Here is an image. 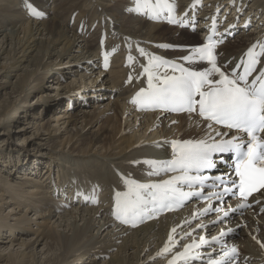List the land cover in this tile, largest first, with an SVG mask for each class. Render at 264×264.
Listing matches in <instances>:
<instances>
[{"label":"bare ground","instance_id":"6f19581e","mask_svg":"<svg viewBox=\"0 0 264 264\" xmlns=\"http://www.w3.org/2000/svg\"><path fill=\"white\" fill-rule=\"evenodd\" d=\"M13 1L0 0V138L7 141L12 134L23 137L13 145L8 141L7 146L0 144V235L8 233L0 240V264H166L172 253L165 255V249L186 233L191 231L192 238H198L223 230L227 232L225 242H233L242 254L240 259L245 258L234 264H264V213H257L258 206L246 209L244 214L233 212L224 218L212 214L191 220L192 213L200 208L193 200L191 206L178 212L130 229L106 217L98 207L76 205L65 209L62 204L61 188L71 176L118 186L121 174L145 177L143 166L138 163L140 158L170 157L169 146L174 140L210 142L225 138L217 136V132L229 131L212 123L209 127L210 122L191 113L138 112L126 105L118 92L109 99L114 86L129 71L119 64L108 73L99 71L94 60L95 37H86L68 27L70 12L83 6L78 18L87 13L104 21L112 34L130 46L160 50L159 43L185 45L182 51L161 50L170 57L189 54L187 45L201 44L197 34L178 25L146 20L128 8V0H33L48 13L42 20L29 18ZM246 1L235 0L233 8ZM250 1L249 9L262 0ZM175 2L181 7L196 3ZM251 28L260 33L264 26L257 29L253 24ZM252 31L244 34L239 30L233 40L221 45L224 60L244 48ZM174 33H179L178 37ZM18 53L20 58L15 59ZM70 63L75 69L66 72ZM197 64L211 69L206 62ZM78 67L84 70L78 79L60 81ZM50 83H56L53 90H45ZM63 100L68 108L55 111ZM35 107L56 113L41 118ZM20 119L22 125L17 126ZM110 119L115 120L111 125L104 123ZM6 121L8 128H4ZM104 126L106 132L101 130ZM19 144L30 148L22 149ZM35 149L40 153H34ZM231 156L214 153L215 159L224 162ZM222 174H226V168L218 167L212 175ZM257 197L264 199V190ZM235 204L237 201H231L224 210ZM23 209L24 214L16 216ZM33 232L35 237H30ZM39 245L41 249L36 251ZM114 248L116 251L110 252ZM221 249L217 242L213 250L204 249L203 256L191 264H206L207 258L219 257ZM85 256H91L87 262ZM104 256L108 258L101 260Z\"/></svg>","mask_w":264,"mask_h":264},{"label":"snow or ice","instance_id":"6c2138e0","mask_svg":"<svg viewBox=\"0 0 264 264\" xmlns=\"http://www.w3.org/2000/svg\"><path fill=\"white\" fill-rule=\"evenodd\" d=\"M162 0H156V6L160 7ZM148 0H145V6ZM139 6V4H138ZM165 6L169 7L167 4ZM26 7L33 15L39 16L42 13L37 12L31 3L26 2ZM171 10V9H170ZM175 22V21H172ZM211 40V37H208ZM194 55H198L200 60L207 59L211 64V69L203 72L189 71L181 68L180 76H165L158 85L152 83V76L148 77V89H140L132 99V103L140 107H170L175 111L195 112L196 106L199 108V115L203 119L222 125L223 127L238 133H245L247 141L245 142L240 135L226 138L229 133L217 132L216 135L221 138L212 143L204 140L192 141H173L172 147L174 156L170 161L162 162L165 168L172 170L180 169L185 173L188 170L210 169L215 167L213 160L214 153H231L235 158V175L239 178L238 182L231 181L232 188H238L240 197L244 200L258 188H264V138L257 133H264V71L261 76L252 81V86L245 83L243 86L240 81H246V77L251 74V66H246L245 73L236 78L230 79L220 68L216 66L215 57L212 53V45L206 43L201 47L192 50ZM143 55V50H141ZM248 55L253 56L252 49H249ZM131 59V57H129ZM152 57V60H156ZM184 60H192L193 56H185ZM253 59V63H254ZM105 67H107V56H105ZM147 72L148 69L146 68ZM212 72L218 73L219 80L213 81L209 79ZM160 79V78H157ZM258 83V87L256 86ZM208 85L205 91L204 86ZM198 96L199 99H194ZM212 126L211 123L208 125ZM155 163V162H149ZM198 177L177 176L170 180L164 181L162 184L143 185L137 184L135 181H126L129 190L126 193H116V216L121 218L123 214L127 217L130 210L134 211L132 205L135 202L128 200V197L136 190L141 188H155L159 191V198L165 199L170 191H175L174 182L178 180L196 181ZM217 180H221L217 177ZM203 183V181H200ZM222 183L224 181H221ZM231 188H225L224 192H231ZM235 194V193H233ZM157 193H153V199L157 198ZM181 196L187 197L190 193H180ZM123 197V199H122ZM140 201L139 192L136 191V202ZM244 205L241 204L240 207ZM205 212L209 209H204ZM217 212L221 209L217 208ZM228 215L227 212L224 213ZM125 222L127 220L125 219ZM173 231H175L173 229ZM221 235H224L222 232ZM171 239V237H170ZM201 242L206 243L204 237ZM213 237V240H216ZM264 246V245H262ZM167 250V249H165ZM232 252L236 250L231 249ZM225 257L228 253H224Z\"/></svg>","mask_w":264,"mask_h":264},{"label":"rangeland","instance_id":"374dc122","mask_svg":"<svg viewBox=\"0 0 264 264\" xmlns=\"http://www.w3.org/2000/svg\"><path fill=\"white\" fill-rule=\"evenodd\" d=\"M52 1V0H51ZM50 1V2H51ZM7 22V21H6ZM5 22V23H6ZM191 23V22H190ZM189 23V24H190ZM184 29H186L185 28V26L183 27V29L182 30H184ZM248 31H251V28L250 29H248ZM189 32V31H188ZM180 33V32H179ZM179 33H174V37H178V35H179ZM190 33H194V34H197L196 35V37L197 36H199L198 35V32H190ZM199 38V37H198ZM193 44V43H192ZM20 58V54L18 53L16 56H15V59H19ZM64 60L66 59V58H63ZM3 61H2V59H0V63H2ZM74 63H70L69 65V67H68V69H66V72H70V71H72L73 69H75L74 68V66L75 65H73ZM56 71V70H55ZM81 72H84V70H81V67L79 68H77V71H75L74 73H70V75H67L65 78H62L60 81H62V83H67V82H69V81H71V80H74V79H78V74L79 73H81ZM71 74H73V75H71ZM57 76V75H56ZM14 76L11 78V80L12 81H14ZM39 80V79H38ZM55 82V81H54ZM55 84L56 83H50V85L49 86H46L45 87V90H53V88L55 87ZM52 88V89H51ZM38 91V90H37ZM36 91V92H37ZM34 97V96H33ZM32 98V97H31ZM112 97L110 96L109 97V99H111ZM65 101L66 100H63V102H61V103H59L58 104V106H57V109L55 110V111H59V110H62V109H65L66 108V103H65ZM60 102V101H59ZM90 104H92V102L90 103ZM76 107H78V106H76ZM89 108V104H88V106L85 108V109H88ZM35 110L34 111H37V112H41L40 113V115L41 116H39V117H41V118H43V117H45V118H47V116L48 115H51V114H53V113H56L54 110L53 111H51V110H47V109H45V107H43V108H41V110L39 111V110H37L38 108L37 107H35L34 108ZM43 109H44V111H43ZM42 111L44 112V113H42ZM36 112V113H37ZM50 112V113H49ZM111 120H113V119H110V121ZM104 121V123H106V124H112L114 121ZM21 122H23L21 119H20V123H16V125L17 126H21L22 125V123ZM102 122V121H101ZM9 125V122H5V126H4V128H8L7 126ZM96 125H98V124H96ZM94 126L93 128H91V129H94V128H96L97 126ZM13 129L12 130H15V128L13 127V124H12V126H11ZM2 129H3V126L1 127ZM101 130L102 131H104V132H106V127L104 126V127H102L101 128ZM1 136V135H0ZM22 137H23V135H16V134H12L11 136H9V139L7 140L8 142H10L12 145L13 144H16L17 142L16 141H19V140H21L22 139ZM63 137H61V139H62ZM3 139H5V138H0V144H1V142H2V144H6V140H4L3 141ZM8 145V143L6 144V146ZM20 146H21V148L22 149H29L30 148V146L29 145H23V144H19ZM27 146H29V148H27ZM2 149V147L0 146V150ZM34 153H40V150L39 149H35L34 150ZM0 166H1V164H0ZM9 170L11 171V168H9ZM13 170V172H14V169H12ZM21 173H26L25 171H22ZM16 174L14 173V174H12V177L13 176H15ZM20 175H22V174H20ZM43 179V178H42ZM1 185V184H0ZM12 206V205H11ZM9 208L7 207L6 209H5V212H7V210H8ZM66 209V208H65ZM67 209H71V208H67ZM23 211V212H22ZM22 211H20V213H17V215L16 216H22L23 214H24V212H25V209H23ZM4 212V213H5ZM245 213V212H244ZM243 213V214H244ZM30 215H32V214H30ZM40 221V220H39ZM9 222H11V221H9ZM35 227H37V226H35ZM40 230H44L43 228H41ZM231 231V230H230ZM8 234V233H7ZM7 234H5V235H0V240H2V239H4L5 237H7L8 235ZM16 234V233H15ZM3 236V237H2ZM24 237H27V236H25V234L23 235ZM22 236V237H23ZM102 236H103V234H102ZM11 237H13V236H11ZM30 237H35V232H33L31 235H30ZM9 239H10V237H8ZM7 238V239H8ZM14 238V240H16V238L15 237H13ZM235 238H237V237H234V239ZM17 242H19V240H17ZM41 246L42 245H39L38 247H35L36 248V251H40V249H41ZM112 250V251H111ZM110 250V252H115L116 251V249L114 248V249H111ZM86 258V260H85V262H87V260L91 257V256H85ZM106 258H108L107 256H104L103 258H101V260H103V259H106Z\"/></svg>","mask_w":264,"mask_h":264}]
</instances>
